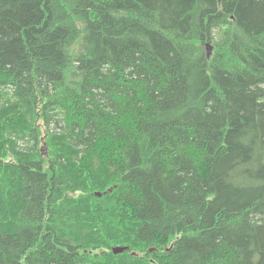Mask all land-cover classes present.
<instances>
[{"label": "trees", "instance_id": "trees-1", "mask_svg": "<svg viewBox=\"0 0 264 264\" xmlns=\"http://www.w3.org/2000/svg\"><path fill=\"white\" fill-rule=\"evenodd\" d=\"M0 264H264V0H0Z\"/></svg>", "mask_w": 264, "mask_h": 264}, {"label": "water", "instance_id": "water-1", "mask_svg": "<svg viewBox=\"0 0 264 264\" xmlns=\"http://www.w3.org/2000/svg\"><path fill=\"white\" fill-rule=\"evenodd\" d=\"M208 48H209V44H208ZM96 195L98 197H101L102 193L101 192H97ZM112 250H113V252L115 254H119V253L125 252L126 250H129V246H121V245L120 246H115V247H113ZM133 255H136V252H133Z\"/></svg>", "mask_w": 264, "mask_h": 264}, {"label": "rangeland", "instance_id": "rangeland-1", "mask_svg": "<svg viewBox=\"0 0 264 264\" xmlns=\"http://www.w3.org/2000/svg\"><path fill=\"white\" fill-rule=\"evenodd\" d=\"M208 50H209V48H208Z\"/></svg>", "mask_w": 264, "mask_h": 264}]
</instances>
